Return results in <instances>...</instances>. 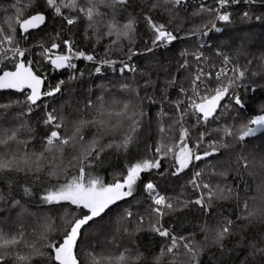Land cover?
I'll use <instances>...</instances> for the list:
<instances>
[{"label":"snow or ice","instance_id":"snow-or-ice-1","mask_svg":"<svg viewBox=\"0 0 264 264\" xmlns=\"http://www.w3.org/2000/svg\"><path fill=\"white\" fill-rule=\"evenodd\" d=\"M193 3L43 0L41 10L36 0L27 9L20 0H10L0 9L14 12V18H4L7 28L0 26V93L8 94L0 102V116L19 109L17 124L0 125V204L9 211L21 209L14 220L0 217V264H202L212 248L221 255L230 251L225 241L233 238L234 248L248 249L241 264H264V232L245 235L254 223L264 225V151L244 152L251 138L264 136V107L244 118L241 96V89L264 87V53L257 57L246 52L243 32L224 36L237 18L241 23L264 22V11L256 14L257 6L264 9V0ZM240 5L245 7L237 16ZM49 15L60 20L57 29L25 46L37 30L44 31ZM81 21L86 22L83 36L92 51L82 48L72 31ZM141 23L143 34L138 31ZM104 38L109 40L100 55L96 45ZM138 38L143 47L136 46ZM181 40L194 43L179 50L174 66L158 58ZM139 57L147 58L150 71L137 65ZM80 60L91 63L89 76L103 77L110 69L119 79L98 85L95 97L89 88L87 96L75 99L70 85L85 75L78 69ZM254 63L257 70L251 68ZM63 70L69 71L67 79L52 84L48 73ZM15 93L23 99L13 98ZM65 95L69 100L60 110L52 107L49 101ZM66 104L71 107L67 115ZM149 106L157 108L156 143L114 173L112 182L94 174L93 166H99L105 152L128 153L135 146L146 118L151 124ZM36 112L43 113L39 122L46 129L39 151L31 125ZM237 146L241 151H230ZM19 173L24 176L14 179ZM185 176L179 192L168 191ZM213 177L220 179L213 182ZM34 182L45 185L39 203L46 210L40 213H29L22 202L33 196ZM227 201L235 204L225 215L220 205ZM192 209L201 217L203 240L196 239V232L177 234L166 220ZM53 211L60 212L56 236ZM25 213L33 218L30 230ZM145 231L159 238L158 250L137 242Z\"/></svg>","mask_w":264,"mask_h":264},{"label":"trees","instance_id":"trees-1","mask_svg":"<svg viewBox=\"0 0 264 264\" xmlns=\"http://www.w3.org/2000/svg\"><path fill=\"white\" fill-rule=\"evenodd\" d=\"M199 0H194L193 7L198 4ZM208 3H211V0H207ZM10 3V0H0V9L3 7L8 6ZM20 3L26 6L30 3V0H20ZM36 3L38 7L43 10V0H36ZM244 5H240L239 8L235 10L236 15L238 16V13L244 9ZM32 10V9H28ZM110 11V10H108ZM132 9H129V12H131ZM191 11V9H190ZM264 9H260L257 6L256 14H260ZM12 16L14 18V12L11 10L8 13H4L2 10H0V26H3L7 28V25L4 23L5 16ZM59 19H53L49 15V20L47 27L44 29L43 32H40L37 30L31 39L26 42L25 46L28 44H34L37 40L40 39H47V36L49 33L54 32L57 27L60 24ZM86 27V22L81 21L78 25L73 26L72 31L75 34V37L77 41L79 42L80 46L84 48L86 51H92V47L90 42L86 41L84 39L83 33L84 29ZM233 29L235 31H233ZM138 31L143 34L145 32V28L143 23L138 25ZM243 32L246 35V52L250 53L254 56H259L261 53H264V22H257L255 20H252L248 23H241L239 19L237 18L235 20V23L232 25V27L224 34V36H232L236 33ZM114 39V37L112 38ZM207 39V38H205ZM109 38H104L100 44L96 45V52L100 55H103L104 52V46L108 43ZM94 42V39H93ZM127 43V42H125ZM194 41L190 40H181L178 41L175 45V47L170 52H165L162 55L158 54V58L162 61L167 62L168 60H171L173 66L175 65V57L180 49L185 47H190L191 44H193ZM137 47H143L140 39H137L136 42ZM191 50V49H190ZM227 51V50H226ZM231 55L232 53L229 52ZM208 55L212 57V60L219 64L220 60L218 57L214 56L211 51L208 52ZM113 58H117L116 54H113ZM248 57H241V61H246ZM78 69L85 70V75L81 80H78L76 82H73L70 87H72L75 90V99H82L83 97L87 96L89 88L93 89V97L99 94V88L98 85H108L109 81H117L119 77L112 73L110 69H106V74L101 77L97 75L89 76L87 74L88 70L92 68L91 63L87 61H76ZM136 63L139 67L145 68L146 71H150L151 69L146 68V64L148 63V60L146 57H139L136 58ZM252 70H257V63H254L251 66ZM49 81L52 84H55L58 79H67V76L69 75L68 70H63L60 72H49ZM153 78L155 79V75H153ZM261 84H264V81H261ZM185 87H187V82H185ZM157 95L159 93L157 92ZM173 99L175 98V92L171 93ZM241 96L245 101L246 108L242 110V117H251L256 114H259L261 107H264V87L258 88L257 91L251 92L246 91L244 89H241ZM13 98L23 99V96L19 93H15ZM8 99L7 93H0V102H6ZM69 97L65 95L64 97H61L60 100L57 101H49L52 105V107L57 108V110H60L61 104L64 101H68ZM19 111L18 108H12L7 111L6 115L0 116V125L4 127H11L18 123V121L15 119L16 113ZM64 114L67 115L69 112H71V107L69 105H65ZM149 113V117L151 118V124L148 123V119L146 118L143 127L140 129L138 133V141L130 148L128 153L124 152H117L114 149L108 150L102 155V160L99 166H93L94 167V174H98L102 177H104L106 182H112L114 173L121 172L124 167L129 162H135V160L140 159L144 153L146 146H152L156 143L157 140V123H156V112L157 108L155 106H149L147 109ZM42 112H36L33 114L31 119V125L35 130V134L37 139L33 142V145L35 146V150L39 151L40 149V138L44 136L46 129L43 126L42 123H40V118L42 117ZM167 123V121H165ZM85 135L90 138V132H86ZM22 138H26V134L22 136ZM33 145H29V148H33ZM253 150L258 151H264V136H258L257 138H251L247 142V148L244 149V152L251 153ZM228 151V150H226ZM232 152L238 153L241 151L240 147L237 146L236 148L230 150ZM249 159H251V156H249ZM147 175V174H146ZM15 176L23 177V173L14 174ZM207 174L205 175V179H207ZM63 177H61V180ZM188 179V176L184 177V180H177L174 184L170 185L168 191L172 192L175 190L176 192H179L180 185L185 183V181ZM219 177H213V182L219 181ZM229 181L233 180L232 176H229ZM19 183L20 181H16ZM53 182H55V179H53ZM4 183L0 182V188H3ZM44 184L34 182L33 187V196L31 198L27 197H21L20 195L17 196V199L22 198V202L26 203V207L28 209L29 213H40L42 211H45L46 209L42 207L39 203V197L43 194ZM188 192H191L190 189H188ZM241 196L243 193H240ZM235 204V201H227L223 202L220 205V210L226 209L225 215L231 214L233 212V206ZM0 208H4V211H0V217L10 216L11 219H15L17 216V213L21 211L19 207L11 209L9 211L3 204H0ZM50 215L54 218V227L57 229V232H54L52 235L56 236L58 234V230L60 228V212L53 211L50 213ZM168 222L171 223V225L176 228L177 234H184L187 235L189 232H196L197 240H203V235L199 234V222L201 220L200 215L195 211V209L192 210H185L183 212H178L172 217L166 218ZM24 223L25 227L29 230L34 226L33 224V218L29 216L27 213H25L24 216ZM39 231V229H38ZM264 232V225L254 223L246 232L245 235L249 236V238L252 235H255L257 233ZM30 239H34V237H30ZM88 239H94V237H88ZM138 243H141L142 246H149L152 248H155L158 250L159 247V238H155V240L150 236L148 232H142L139 234V239L137 240ZM226 245L229 249H231L228 252H225L223 255L220 254V252L216 248H212L210 252H205L204 256L202 257V264H241V262L244 260V258L248 254V249L245 248H234V245L236 243V238H233L232 240L225 241ZM124 244H128V240L125 239ZM33 264H40L39 260L33 261Z\"/></svg>","mask_w":264,"mask_h":264},{"label":"rangeland","instance_id":"rangeland-1","mask_svg":"<svg viewBox=\"0 0 264 264\" xmlns=\"http://www.w3.org/2000/svg\"><path fill=\"white\" fill-rule=\"evenodd\" d=\"M31 149H32V147H31Z\"/></svg>","mask_w":264,"mask_h":264},{"label":"water","instance_id":"water-1","mask_svg":"<svg viewBox=\"0 0 264 264\" xmlns=\"http://www.w3.org/2000/svg\"><path fill=\"white\" fill-rule=\"evenodd\" d=\"M258 136H259V134H258Z\"/></svg>","mask_w":264,"mask_h":264},{"label":"built area","instance_id":"built-area-1","mask_svg":"<svg viewBox=\"0 0 264 264\" xmlns=\"http://www.w3.org/2000/svg\"><path fill=\"white\" fill-rule=\"evenodd\" d=\"M60 72V71H59Z\"/></svg>","mask_w":264,"mask_h":264}]
</instances>
